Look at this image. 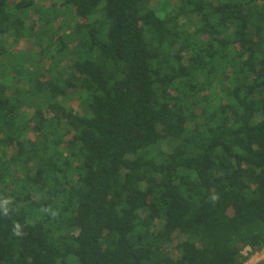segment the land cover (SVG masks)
<instances>
[{
  "label": "trees",
  "instance_id": "obj_1",
  "mask_svg": "<svg viewBox=\"0 0 264 264\" xmlns=\"http://www.w3.org/2000/svg\"><path fill=\"white\" fill-rule=\"evenodd\" d=\"M263 247L264 0H0V264Z\"/></svg>",
  "mask_w": 264,
  "mask_h": 264
},
{
  "label": "built area",
  "instance_id": "obj_2",
  "mask_svg": "<svg viewBox=\"0 0 264 264\" xmlns=\"http://www.w3.org/2000/svg\"><path fill=\"white\" fill-rule=\"evenodd\" d=\"M242 253L247 257L244 264H259L264 261V247L256 252H251L249 248H245Z\"/></svg>",
  "mask_w": 264,
  "mask_h": 264
},
{
  "label": "rangeland",
  "instance_id": "obj_3",
  "mask_svg": "<svg viewBox=\"0 0 264 264\" xmlns=\"http://www.w3.org/2000/svg\"><path fill=\"white\" fill-rule=\"evenodd\" d=\"M31 46V43L30 42H26L23 44V47H30Z\"/></svg>",
  "mask_w": 264,
  "mask_h": 264
},
{
  "label": "clouds",
  "instance_id": "obj_4",
  "mask_svg": "<svg viewBox=\"0 0 264 264\" xmlns=\"http://www.w3.org/2000/svg\"><path fill=\"white\" fill-rule=\"evenodd\" d=\"M215 199V198H214Z\"/></svg>",
  "mask_w": 264,
  "mask_h": 264
}]
</instances>
